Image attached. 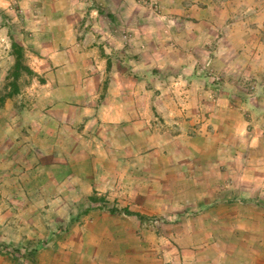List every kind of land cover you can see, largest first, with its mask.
Returning a JSON list of instances; mask_svg holds the SVG:
<instances>
[{
  "label": "rangeland",
  "instance_id": "374dc122",
  "mask_svg": "<svg viewBox=\"0 0 264 264\" xmlns=\"http://www.w3.org/2000/svg\"><path fill=\"white\" fill-rule=\"evenodd\" d=\"M13 43L0 264H264V0H0V97Z\"/></svg>",
  "mask_w": 264,
  "mask_h": 264
},
{
  "label": "crops",
  "instance_id": "0c3cea01",
  "mask_svg": "<svg viewBox=\"0 0 264 264\" xmlns=\"http://www.w3.org/2000/svg\"><path fill=\"white\" fill-rule=\"evenodd\" d=\"M76 42H78V37H76ZM113 83H114V78L112 79V83L110 84V86L108 88V94H106V98L104 99V102H102L101 104L95 105V107H94L93 104L87 103L86 100L85 101L84 100L79 101V102H82L83 105H84L82 107V110H84V115L86 116L85 117L86 119L90 118L89 121H91L92 120V116H95V117H98V118L104 120L103 118L108 116V117H110V119H106L107 121H109V122H118L115 119V116L113 114V112H114V103H116L119 100L118 98L116 99V97H113V96H118V94L112 92V90H111V86H112ZM78 86H79V84L76 83V99H77L76 101H78V98H79L78 97V91H77ZM76 108L80 109V107H76ZM107 111H109L108 113H111V115H107L106 114ZM134 112L136 113L134 117H137L138 116L137 113H139V111L138 110H134ZM133 123H136V122H133ZM241 208H244V207L243 206H232L231 205V206H212V207H209L207 209L203 208L202 211L199 214H197V216L195 217L194 220H198L199 219V221H200L202 214H206V212H207L206 210H209V212L217 213L218 215H233L234 216L235 214L237 215V214L240 213ZM225 219L227 221L229 218L226 217V216H219V220L220 221H224Z\"/></svg>",
  "mask_w": 264,
  "mask_h": 264
},
{
  "label": "trees",
  "instance_id": "16d2710c",
  "mask_svg": "<svg viewBox=\"0 0 264 264\" xmlns=\"http://www.w3.org/2000/svg\"><path fill=\"white\" fill-rule=\"evenodd\" d=\"M12 48H13L14 56L16 58V62L14 65V71L12 73L13 80L8 85V88H9L8 93H6L5 95L0 97V103L1 104H3L7 98H11V97L19 94L20 88H19L18 81L24 73L31 76V77L36 76V73L33 70H31L28 66H26L23 62V59H24L23 47H21L17 43H13ZM98 201L102 202L103 204H107V201H105L104 199H97L95 197L90 198L91 203H98ZM88 211L89 210H87L86 212H88ZM109 212L112 214L118 213L120 215H124V216H128V217H136V218H139L141 220L149 219L148 216L143 215V214L138 213V212L131 211L129 208L112 207L111 209H109Z\"/></svg>",
  "mask_w": 264,
  "mask_h": 264
}]
</instances>
